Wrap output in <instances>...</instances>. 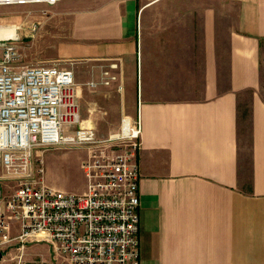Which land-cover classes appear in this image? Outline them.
I'll return each mask as SVG.
<instances>
[{
	"label": "crops",
	"instance_id": "crops-1",
	"mask_svg": "<svg viewBox=\"0 0 264 264\" xmlns=\"http://www.w3.org/2000/svg\"><path fill=\"white\" fill-rule=\"evenodd\" d=\"M19 4L0 17L29 42L19 65L72 61L99 136L141 121L142 264H264V0ZM84 154L72 190L45 183L86 193Z\"/></svg>",
	"mask_w": 264,
	"mask_h": 264
},
{
	"label": "built area",
	"instance_id": "built-area-1",
	"mask_svg": "<svg viewBox=\"0 0 264 264\" xmlns=\"http://www.w3.org/2000/svg\"><path fill=\"white\" fill-rule=\"evenodd\" d=\"M29 1L44 0L0 4ZM18 41L0 37V262L142 264L141 121L100 137L95 128L82 125L73 71L58 64L19 65ZM116 79V74L104 71L105 85ZM59 146L86 149V193L47 185L41 164L33 173L35 151L40 156L38 149ZM10 181L17 186L6 192ZM13 221L19 223L18 233L12 232ZM34 244L50 245L52 259L25 258ZM14 249L19 253L13 254Z\"/></svg>",
	"mask_w": 264,
	"mask_h": 264
},
{
	"label": "rangeland",
	"instance_id": "rangeland-1",
	"mask_svg": "<svg viewBox=\"0 0 264 264\" xmlns=\"http://www.w3.org/2000/svg\"><path fill=\"white\" fill-rule=\"evenodd\" d=\"M16 4L20 5L19 3ZM0 11L2 12V15L0 17H7L9 15L8 4H1ZM1 24L7 26V23H0V26ZM18 35H21V38L18 41V45L20 48L21 59L23 58L25 63V60L27 58L26 55L30 52L28 49L26 51V46L29 45V42H26L24 40L23 33H19ZM13 37H17V32ZM61 67H66L73 71L72 61H67L65 63H62ZM100 137H107V136L101 134ZM79 149L81 150H78V148H72L68 146H59L45 150L44 155L42 154L43 153L42 149H38L41 155L37 156V152L35 151V155L33 157L32 171L33 173L37 172V169L41 164L42 155H43V166L45 170L44 179L46 177L49 182L56 183L60 187L68 188L72 190L74 187L77 186L78 182H80L81 180L80 163H81V158L83 157L84 154L82 151H84L85 154L87 155L85 149L83 148H79ZM16 186H17L16 181H10L4 187V191L8 192L9 190L15 188ZM32 249L31 247H29L26 250L25 258L27 259L42 258V257L47 258L41 253L37 254L36 252H33ZM12 252L13 254L19 253L17 249H14V251ZM47 259H50V257H48ZM8 263H9L8 261L0 262V264H8Z\"/></svg>",
	"mask_w": 264,
	"mask_h": 264
},
{
	"label": "bare ground",
	"instance_id": "bare-ground-1",
	"mask_svg": "<svg viewBox=\"0 0 264 264\" xmlns=\"http://www.w3.org/2000/svg\"><path fill=\"white\" fill-rule=\"evenodd\" d=\"M16 31L14 27L0 26V37H13Z\"/></svg>",
	"mask_w": 264,
	"mask_h": 264
},
{
	"label": "water",
	"instance_id": "water-1",
	"mask_svg": "<svg viewBox=\"0 0 264 264\" xmlns=\"http://www.w3.org/2000/svg\"><path fill=\"white\" fill-rule=\"evenodd\" d=\"M3 255H4V253L2 251H0V261H1L2 257H3Z\"/></svg>",
	"mask_w": 264,
	"mask_h": 264
}]
</instances>
